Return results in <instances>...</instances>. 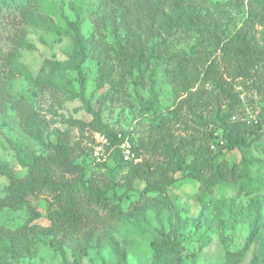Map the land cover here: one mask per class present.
<instances>
[{
  "label": "rangeland",
  "instance_id": "rangeland-1",
  "mask_svg": "<svg viewBox=\"0 0 264 264\" xmlns=\"http://www.w3.org/2000/svg\"><path fill=\"white\" fill-rule=\"evenodd\" d=\"M47 1L59 3L69 19H79L85 40L80 48L68 36L56 39L47 30L28 26V38L36 48L22 51L23 66L33 76L47 77L49 70L41 71L45 59L65 61L70 68L57 74L64 76L62 83L68 80L77 88V72L71 66L82 58L85 93L91 104L104 110L109 127L124 131L134 144L143 139L158 116L167 115L189 92L205 85L204 68L196 77L191 66L199 60H216L217 41L233 35L248 15L246 0L202 4L176 0L151 20L132 19L112 0ZM216 1H223L224 6ZM167 25H172V34ZM258 26L264 31V15L259 16ZM138 43L140 66L134 52ZM141 69L144 76L138 94L135 79ZM8 91L12 102L0 109V163L17 176L28 173L19 159V147L42 161L53 155L57 137L74 151L77 145L89 142L87 130L68 120L88 121L91 115L64 85L50 89L16 77ZM233 94L234 101L226 103L224 111L240 115L245 111L249 120L260 118L261 104L252 90L238 83ZM32 113L38 116L41 138L26 130L25 121ZM242 152L252 159V165L250 177L239 186L216 185L213 192L204 193L198 190V182L176 173L164 198L150 193L144 201L138 200L143 184L136 182L135 189L121 201L127 214L105 232L99 250H88L82 264H121L111 246L116 242L125 250L122 264H175L177 257L181 264H224L230 251L251 239L239 262L250 264L264 238V135L250 148L229 157L239 159ZM124 170L109 167L105 172L118 181ZM124 189L117 187L118 193ZM10 191V178L0 173V197ZM47 211L46 194L29 199L20 208L0 211L2 264H76L71 250L55 243L54 233L45 228L49 225ZM260 261L264 263L263 256Z\"/></svg>",
  "mask_w": 264,
  "mask_h": 264
},
{
  "label": "trees",
  "instance_id": "trees-1",
  "mask_svg": "<svg viewBox=\"0 0 264 264\" xmlns=\"http://www.w3.org/2000/svg\"><path fill=\"white\" fill-rule=\"evenodd\" d=\"M176 0H112L125 8L132 19L151 20L165 7L174 6ZM195 4L212 0H181ZM224 6V2L216 1ZM248 15L239 29L230 37L217 41V59L210 63L199 60L192 69L196 77L204 68L205 85L191 91L178 105L169 109L168 114L158 116L157 122L148 126L143 139L134 144L130 136L106 124L104 110L94 107L86 95V76L79 59L72 65L77 73V88L66 80L62 83L61 73L70 68L65 61L45 59L41 71L48 69L47 77L33 76L22 64L23 50H34L36 45L28 38V26L40 27L49 31L56 39L68 36L73 43L82 47L84 35L79 19H69L59 3L47 0H0V109L12 102L8 88L12 79L23 77L30 83L50 89L66 87L70 96L77 98L90 113L88 121L69 119L71 125L87 130L89 142L71 149L62 138L57 137L53 155L37 161L30 153L19 147V159L28 168V173L19 177L14 170L0 163V173L8 176L11 191L0 197V211L5 207L20 208L29 199L40 194L48 196L47 219L45 228L54 233V242L66 245L76 264H82L90 248H101L104 234L127 214L122 199L141 182L143 188L139 199L144 201L148 194L164 198L182 173L184 177L198 182V190L213 192L216 185L239 186L251 173L252 159L242 152L239 159L230 158L235 151L250 148L264 135V31L258 26L259 16L264 15V0H246ZM172 34V25H167ZM138 40V38H137ZM137 65L142 61L139 43L134 48ZM155 54L156 46L151 48ZM197 65L201 66L197 68ZM143 69L135 79V88L143 84ZM252 90L259 102L260 118L248 119L245 111L230 114L223 106L234 101L236 84ZM69 86H72L69 88ZM24 104V100H20ZM26 130L35 138H41L38 116L32 113L25 121ZM95 132L105 134L115 146L110 162H95L92 158V136ZM118 132L127 135L137 161L124 160L116 147L120 139ZM125 168L120 180L105 172L106 168ZM125 187L118 193L117 187ZM251 239L243 247L230 251L224 264H239L249 249ZM112 250L119 263L125 260V250L118 242ZM174 247L177 243L174 242ZM264 238L258 253L250 264H264ZM175 258V264H181ZM260 262V263H259ZM0 264L1 261H0Z\"/></svg>",
  "mask_w": 264,
  "mask_h": 264
},
{
  "label": "built area",
  "instance_id": "built-area-1",
  "mask_svg": "<svg viewBox=\"0 0 264 264\" xmlns=\"http://www.w3.org/2000/svg\"><path fill=\"white\" fill-rule=\"evenodd\" d=\"M117 137L120 139L116 146L119 150V155L124 160L137 161L138 158H136L135 153L132 150V143L129 136L118 132ZM90 146L92 148V158L95 162L107 163L111 161L115 146L105 134L95 132L92 136V142L90 143Z\"/></svg>",
  "mask_w": 264,
  "mask_h": 264
}]
</instances>
